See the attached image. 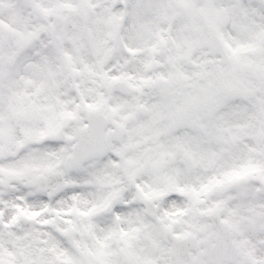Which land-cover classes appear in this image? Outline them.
<instances>
[{
	"label": "snow or ice",
	"instance_id": "snow-or-ice-1",
	"mask_svg": "<svg viewBox=\"0 0 264 264\" xmlns=\"http://www.w3.org/2000/svg\"><path fill=\"white\" fill-rule=\"evenodd\" d=\"M0 264H264V0H0Z\"/></svg>",
	"mask_w": 264,
	"mask_h": 264
}]
</instances>
